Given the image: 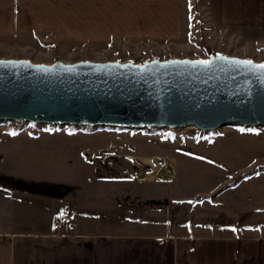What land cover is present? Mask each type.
Wrapping results in <instances>:
<instances>
[{
  "label": "rangeland",
  "instance_id": "374dc122",
  "mask_svg": "<svg viewBox=\"0 0 264 264\" xmlns=\"http://www.w3.org/2000/svg\"><path fill=\"white\" fill-rule=\"evenodd\" d=\"M185 4L180 19L170 18L166 4L89 5L91 12L80 4L16 5L26 15L23 19L7 5L0 10V61L138 67L264 63V2L227 4V18L214 14L216 8L206 3ZM95 143L102 145L95 152L81 149ZM84 152L134 159L137 178L158 171L159 166L146 159L166 156L172 159L178 179L168 189L178 190L168 196L171 207L176 197L190 199L178 206L189 213L197 204L223 202L225 195V203L241 210L254 207L257 219L264 220V124L133 127L0 118V175H6L8 187L36 191L40 184L59 189L65 183L75 186L78 158ZM120 162L124 170L132 165L124 158ZM147 187L137 184L136 188ZM197 224L180 223L178 230L190 234L202 225ZM228 225L238 235L240 223L215 227L227 231Z\"/></svg>",
  "mask_w": 264,
  "mask_h": 264
},
{
  "label": "crops",
  "instance_id": "0c3cea01",
  "mask_svg": "<svg viewBox=\"0 0 264 264\" xmlns=\"http://www.w3.org/2000/svg\"><path fill=\"white\" fill-rule=\"evenodd\" d=\"M196 2L227 18V4L264 0ZM38 3L80 4L85 12L93 11L89 5L166 4L170 18L180 19L188 0H0V10L12 5L23 19L17 6ZM100 144L81 149L95 152ZM88 154L79 155L75 186L40 184L36 191H21L8 187L6 175H0V264H264V220L257 219L254 207L235 209L223 195V202L197 204L186 213L179 207L190 199L176 197L173 207L168 204V196L178 192L168 189L178 179L176 172L162 176L166 166L160 160L166 156L149 158L158 171L137 178L134 159ZM122 158L132 163L130 169H122ZM137 184L148 187L138 190ZM56 215L65 220L55 223ZM180 223L202 225L189 234L178 230ZM218 223H240L238 235L230 225L218 230Z\"/></svg>",
  "mask_w": 264,
  "mask_h": 264
},
{
  "label": "water",
  "instance_id": "95a60500",
  "mask_svg": "<svg viewBox=\"0 0 264 264\" xmlns=\"http://www.w3.org/2000/svg\"><path fill=\"white\" fill-rule=\"evenodd\" d=\"M0 118L69 124H264V70L234 63L0 61Z\"/></svg>",
  "mask_w": 264,
  "mask_h": 264
},
{
  "label": "bare ground",
  "instance_id": "6f19581e",
  "mask_svg": "<svg viewBox=\"0 0 264 264\" xmlns=\"http://www.w3.org/2000/svg\"><path fill=\"white\" fill-rule=\"evenodd\" d=\"M155 159V158H154ZM153 159V160H154ZM147 161H151L150 159H146ZM163 164H165V169L163 170V174H162V176L163 177H165V175H167V177L166 178H170V177H172V173H173V171H174V169H173V165H174V163H173V161H172V159H169V158H164V159H161L160 160ZM160 163V162H159ZM167 171V172H166ZM165 174V175H164Z\"/></svg>",
  "mask_w": 264,
  "mask_h": 264
},
{
  "label": "snow or ice",
  "instance_id": "6c2138e0",
  "mask_svg": "<svg viewBox=\"0 0 264 264\" xmlns=\"http://www.w3.org/2000/svg\"><path fill=\"white\" fill-rule=\"evenodd\" d=\"M191 27V25H190ZM189 36L191 37V33H189ZM200 63H207L206 61H201ZM237 64H244V65H251L252 61H236ZM257 69H264V63L256 65L255 66ZM243 131V129L241 130ZM191 203V202H189ZM233 231H235V229H233Z\"/></svg>",
  "mask_w": 264,
  "mask_h": 264
},
{
  "label": "built area",
  "instance_id": "2783aa9c",
  "mask_svg": "<svg viewBox=\"0 0 264 264\" xmlns=\"http://www.w3.org/2000/svg\"><path fill=\"white\" fill-rule=\"evenodd\" d=\"M64 220H65L64 218H62L60 216H57V215L54 217V222L55 223H59V222L64 221Z\"/></svg>",
  "mask_w": 264,
  "mask_h": 264
}]
</instances>
